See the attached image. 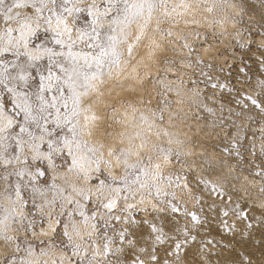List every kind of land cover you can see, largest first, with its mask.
<instances>
[{"label": "snow or ice", "instance_id": "6c2138e0", "mask_svg": "<svg viewBox=\"0 0 264 264\" xmlns=\"http://www.w3.org/2000/svg\"><path fill=\"white\" fill-rule=\"evenodd\" d=\"M0 246L264 264V0H0Z\"/></svg>", "mask_w": 264, "mask_h": 264}, {"label": "bare ground", "instance_id": "6f19581e", "mask_svg": "<svg viewBox=\"0 0 264 264\" xmlns=\"http://www.w3.org/2000/svg\"><path fill=\"white\" fill-rule=\"evenodd\" d=\"M254 2H257V0H254ZM256 12H257V14H258L259 9H256ZM237 68H238V66H237ZM237 68H234V69H233V74H234V75H235V73H236V71H237ZM253 71H255V69H254ZM214 143L218 144V145L221 146V147L223 146L222 144H220V141H214ZM257 144H258V142H257ZM211 178L214 179V177H211ZM253 195H255V190H253ZM233 199H234V200L237 199L236 194H233ZM240 201H241L242 206H244V205L246 204V200H245V198L241 197V198H240ZM209 203H211V200H209ZM217 204H219V201H217ZM189 207L192 208L191 205H189ZM250 215H251V213H250ZM240 227H242V225H240ZM209 235H210L211 237L219 238V233H218V231H213V232H211ZM240 250H241V251H251V245H242ZM2 251H3V248H2V246H0V252H2ZM216 259H217L216 257H213V260H214V261H215ZM219 259H221V260H223V259L236 260L237 257H236L235 255L222 254L221 257H220Z\"/></svg>", "mask_w": 264, "mask_h": 264}]
</instances>
